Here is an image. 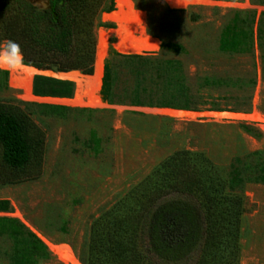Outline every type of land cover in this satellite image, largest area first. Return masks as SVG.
<instances>
[{
	"label": "trees",
	"instance_id": "trees-1",
	"mask_svg": "<svg viewBox=\"0 0 264 264\" xmlns=\"http://www.w3.org/2000/svg\"><path fill=\"white\" fill-rule=\"evenodd\" d=\"M133 2L147 11V32L159 38V52L119 54L111 46L113 37H97V47L108 46L107 40L110 45L99 91L102 102L192 112L248 111L254 78L204 77L192 89L181 60L167 56L186 54L183 45L168 42L152 30L150 10L157 1ZM113 10V0H50L46 9L26 0H0V44L16 41L27 67L89 76L94 70L95 29L113 28L101 24L99 16ZM119 45V40L113 44ZM255 45L264 76V12L257 20L254 12H232L220 30L218 52L248 55ZM8 76V71H0L2 88H7ZM211 90H236L242 95L235 107L227 108L206 94ZM73 93V82L33 77V96L71 99ZM84 112L90 111L0 101V181L12 183L40 174L46 135L33 115L65 120ZM85 146L95 154L100 152L94 132ZM249 183L264 185V150L235 158L226 174L201 153L176 151L92 222L78 258L82 264H233L239 254L244 210L241 190ZM183 196L198 203L203 228L194 211L182 203ZM8 211V201L0 200V212ZM53 260L47 246L18 219L0 217V264Z\"/></svg>",
	"mask_w": 264,
	"mask_h": 264
},
{
	"label": "rangeland",
	"instance_id": "rangeland-1",
	"mask_svg": "<svg viewBox=\"0 0 264 264\" xmlns=\"http://www.w3.org/2000/svg\"><path fill=\"white\" fill-rule=\"evenodd\" d=\"M26 1L38 9H46L50 0ZM156 1L150 10L152 30L168 42L183 45L186 54L167 56L181 60L192 89H196L204 77L254 78L248 111L230 113L249 116L256 111L264 118V76L257 46L248 55L218 52L220 30L232 12H254L257 20L264 12V0ZM113 2L114 10L100 14L98 19L101 24H112L113 28L97 27L96 37L108 40L113 37V44L119 40L121 45H126L118 47L125 48L156 45L157 50L150 53H158L159 38L147 32V11L133 0ZM119 8H124V22L103 19L105 14L117 15ZM100 30H114L115 34L99 36ZM206 94L227 108L235 107L242 95L236 90H211ZM34 97L38 99H23L19 89L10 86V74L7 88L0 85V101L62 105L90 112L71 114L65 120L32 116L46 135L41 171L37 176L17 182L0 181V200L9 203V211L0 212V217L16 218L41 241L66 246L80 264L77 253L86 243L92 222L172 153L179 150L201 153L226 174L235 158L264 150L263 124L251 119L217 120L197 116L186 120L161 111L173 110L167 108L108 105L102 100L99 106H75L59 101L67 98ZM209 112L215 111L196 113ZM92 132L99 140L98 154L85 146ZM241 194L244 210L240 221L239 254L233 264H264V185L246 184ZM182 200L194 211L203 228L198 203L187 196ZM52 255L54 260L47 264H63L54 253Z\"/></svg>",
	"mask_w": 264,
	"mask_h": 264
},
{
	"label": "bare ground",
	"instance_id": "bare-ground-1",
	"mask_svg": "<svg viewBox=\"0 0 264 264\" xmlns=\"http://www.w3.org/2000/svg\"><path fill=\"white\" fill-rule=\"evenodd\" d=\"M104 20L116 21L119 24L124 22V8H119L118 13L115 16L110 14H105L103 16ZM109 33L115 34L114 30L111 32H107L105 30H100L97 32V35L108 37ZM97 38V37H96ZM125 46V45H119ZM106 45L96 46L95 53V62H94V74L93 75H82L77 71H72L68 73H60L56 74L51 71L41 72L42 75L52 76L58 79H65L73 82L75 84V92L72 99H63L59 100L62 102H67L75 106H99L101 105V99L98 96L100 86H101V78L103 71V63L104 59L107 55ZM114 50L121 54H135V55H143L148 54L150 52L156 51V45L149 46H136L131 45L129 48L114 46ZM37 72L31 67H25L20 72H9L10 74V86L13 88L19 89L22 94L23 99H38L32 95V78ZM158 111V110H157ZM163 113L170 114L171 116H177L181 119L193 120L197 116H206L213 117L217 120L221 118H232V119H251L255 122H261L263 124L262 131L264 132V118L261 117L256 111L252 113V115H242L235 114L230 112H209V113H196L190 111H181V110H161ZM166 114V115H167ZM44 241L48 246L49 250L54 253L58 259L63 264H80L78 260L73 256L71 250L66 246L60 245L55 246L49 244L47 241Z\"/></svg>",
	"mask_w": 264,
	"mask_h": 264
},
{
	"label": "clouds",
	"instance_id": "clouds-1",
	"mask_svg": "<svg viewBox=\"0 0 264 264\" xmlns=\"http://www.w3.org/2000/svg\"><path fill=\"white\" fill-rule=\"evenodd\" d=\"M27 66L24 62L22 49L16 41L5 40L0 44V71L15 73Z\"/></svg>",
	"mask_w": 264,
	"mask_h": 264
},
{
	"label": "water",
	"instance_id": "water-1",
	"mask_svg": "<svg viewBox=\"0 0 264 264\" xmlns=\"http://www.w3.org/2000/svg\"><path fill=\"white\" fill-rule=\"evenodd\" d=\"M37 73L35 75H41V72H44V71H41V70H37L35 68H33ZM56 74H60V73H56Z\"/></svg>",
	"mask_w": 264,
	"mask_h": 264
}]
</instances>
